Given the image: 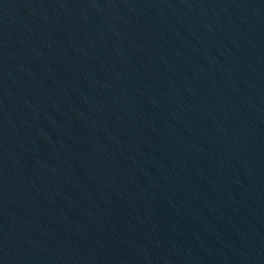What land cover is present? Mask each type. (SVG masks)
Listing matches in <instances>:
<instances>
[{
	"label": "water",
	"instance_id": "water-1",
	"mask_svg": "<svg viewBox=\"0 0 264 264\" xmlns=\"http://www.w3.org/2000/svg\"><path fill=\"white\" fill-rule=\"evenodd\" d=\"M0 264H264V0H0Z\"/></svg>",
	"mask_w": 264,
	"mask_h": 264
}]
</instances>
